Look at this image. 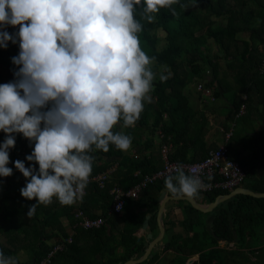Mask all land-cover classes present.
Returning a JSON list of instances; mask_svg holds the SVG:
<instances>
[{"label": "trees", "instance_id": "16d2710c", "mask_svg": "<svg viewBox=\"0 0 264 264\" xmlns=\"http://www.w3.org/2000/svg\"><path fill=\"white\" fill-rule=\"evenodd\" d=\"M173 8L175 14L168 9H161L151 22L142 18V8L137 13V19L143 24V31L139 34L141 47L150 57L156 58L151 66L156 79L150 93L151 103L145 102L144 111L135 127L124 129L133 138L132 146H139L140 132L149 131L153 134L161 130L163 142L173 143L176 148L170 156L171 161L195 163L205 159L211 149L217 150L219 146L206 147L203 133L207 126L198 130L194 125L200 115L192 108L190 99L184 93L189 84L204 82L206 87H216V98L224 95L233 102L235 108L232 118L241 116L242 107H248L255 89L258 97L264 99V74L259 72L264 55V0H179ZM5 30L15 35L19 26H8ZM159 31L165 33L163 40L158 36ZM19 51V42L9 41L7 48L0 47V84L16 79L14 72L18 71L19 66L12 62V58L18 56ZM207 71L211 75H207ZM169 72V78L161 82L160 75H168ZM210 76L212 78L208 79ZM260 102L263 100L260 99ZM244 111L246 113L247 110ZM206 123L207 119L204 125ZM190 132H194L198 139L189 135ZM15 137L16 145L10 149L11 162L8 165L13 169V174L0 177V236L4 238L0 242V250L6 256L15 257L18 264H37L47 257L56 244L71 234L62 226L58 228L57 234L54 235V229L51 230V236L47 234L50 222L53 219L58 222L63 217L57 213L41 215L37 208L32 217L23 216L24 209L20 208L25 207L29 211L33 204L32 200L23 196L18 204L16 193L21 195L20 189L26 186L27 180L19 175L15 161H26L11 156L19 145L27 146L31 142L22 134H15ZM5 138L6 134L0 132V143ZM230 140L229 149L232 144ZM197 144L205 146L199 156L202 158L198 160L199 157L194 153L193 160L189 161L186 148ZM90 154L95 157L91 176L119 162V168L106 189L94 185L87 189L102 199V216L112 227L108 228L106 224L99 230L75 231L73 243L58 253L51 264H119L140 255L143 245L138 242L135 232L143 224L147 209L157 203L158 195L166 188L165 180H162L143 193L151 190L152 197L128 200L122 215L109 216L108 211L113 204L110 189L113 185L118 184L124 189L133 187L144 176L159 170L163 160L154 156L131 159L114 145L110 146L108 152L93 150ZM230 157L247 171V180L252 179L254 182L251 187L245 186L246 182L242 185L254 192L264 193V175L261 178L254 175L255 164L249 166L250 159L246 157L240 159L231 153ZM27 163L33 165L32 162ZM118 171L121 172L120 177ZM137 172L140 174L137 175ZM229 193L215 191L208 194L207 198L213 202L218 196ZM67 207L71 214H67L66 218L73 225L75 206ZM131 207L140 208V211L130 214L128 210ZM204 214L191 205L187 206L185 220L181 223L185 232L173 233L166 240V250L173 251L177 256L169 264H186L189 257L197 254L200 255L199 260L193 264H264V246L260 244L264 238V198L237 195L208 213L210 219L207 223L200 219ZM52 237H56V240L50 243ZM80 237L83 244L80 243ZM221 241L226 243V247L233 243L235 249L221 248ZM22 253L30 256L29 262L21 260ZM158 259L159 255L155 254L142 264H156Z\"/></svg>", "mask_w": 264, "mask_h": 264}, {"label": "clouds", "instance_id": "9594fccd", "mask_svg": "<svg viewBox=\"0 0 264 264\" xmlns=\"http://www.w3.org/2000/svg\"><path fill=\"white\" fill-rule=\"evenodd\" d=\"M179 0H0V47L19 42L12 62L19 66L14 81L0 84V177H10V149L15 134L32 142L27 167L16 160L15 168L26 178L20 189L27 200L37 202L27 213L54 199L71 206L85 194L93 172V150L110 146L127 152L133 138L114 131L135 127L151 103L156 73L155 57L142 49L139 34L161 9ZM19 26L13 35L5 29ZM168 75L161 74L165 82ZM39 165L37 171L35 165ZM209 180L212 177H208ZM173 196L194 199L206 187L183 165L165 178ZM0 264H18L0 250Z\"/></svg>", "mask_w": 264, "mask_h": 264}, {"label": "crops", "instance_id": "0c3cea01", "mask_svg": "<svg viewBox=\"0 0 264 264\" xmlns=\"http://www.w3.org/2000/svg\"><path fill=\"white\" fill-rule=\"evenodd\" d=\"M233 75H235L233 72H231ZM210 78H212L210 76ZM208 77V79H210ZM198 83L193 82L187 86L190 87L187 92L184 93L185 95L190 99V103L192 108L198 112L200 115V118H198V121H194V125H196V128L199 130L202 126H207V129L203 133L204 143L206 144V147H209V145H218L221 146L225 143V133H228L232 131L234 133V136H232V144H230V153L237 157L242 159L243 157H246L250 159V162L248 163L249 166L255 164L254 175L257 178H261L264 175V99L262 96L258 97L256 94V89L252 93V100L249 101L248 107L245 109V111H241V116H236L232 118V114L234 111V104L233 102L225 97L224 95L216 98L214 102L208 101L202 93H200L197 90ZM217 86V85H216ZM216 88V87H215ZM186 89V88H185ZM215 96V94H214ZM246 99V96L244 97ZM260 99L263 100V102H260ZM247 103V102H246ZM259 103V105H258ZM263 103V105H262ZM259 108V110H257ZM167 117V116H165ZM208 120V123L204 125V122ZM118 131H122L125 133L124 127L120 124L116 127ZM195 129V128H194ZM197 129H195L197 131ZM195 131V132H196ZM237 131V134H236ZM140 140H139V146H132L127 152L124 151L125 157L128 158H135L138 159L139 157H150L154 156L156 158H160L163 160V157L161 155V147L163 144H169L172 145L171 154L170 156L176 151V148L173 146V143H164V137L162 135L163 132L161 130H158L155 133H150L149 131L139 133ZM189 135H193L192 137L197 138V135L194 132H190ZM188 137V136H187ZM198 139V138H197ZM137 140V138H136ZM231 141V140H230ZM208 145V146H207ZM18 146V144H17ZM34 145L32 142L27 145H19L18 150H15L14 154H12V158H24L26 162H29L26 160L27 155H30L33 151ZM229 148V147H228ZM205 150V146H202L201 144L194 145V147H187V159L189 161L193 160V156L195 153V156L199 157L203 151ZM215 149H211V151H214ZM210 151V152H211ZM254 156V157H253ZM253 157V158H252ZM199 157L198 160H200ZM201 161V160H200ZM25 162V163H26ZM164 162V161H163ZM163 162L161 161V166L163 165ZM198 162V161H197ZM33 163V162H32ZM191 163V162H189ZM28 164V163H27ZM118 164L119 168V162ZM36 164L35 166H37ZM245 170V169H244ZM246 171V170H245ZM120 171H118V175L120 177ZM247 173V171H246ZM251 180L252 179H248ZM247 178L245 182L248 181ZM243 188H246L242 186ZM249 189V188H248ZM163 192H167V199L169 200L170 196H173L166 188L161 191V193L158 195L157 203L153 204L147 209L145 219L148 217V223L144 225L145 219L143 224L137 228L135 232V236L138 238V242H141L143 245V251L140 255L135 256L136 258H140L144 252H145V244L151 243L154 239H156L159 236V226L157 222V214L159 211L160 204L158 202L159 197ZM18 198V204L20 205V200L22 195L16 193ZM153 196V191H149V193L142 194L140 199H148ZM200 204L202 205H208L211 202L208 201L207 195L199 194L197 198H195ZM149 203V201H147ZM32 204H35L36 201L32 200ZM150 204V203H149ZM191 205L189 202L185 200H169L166 204L165 212H164V226L166 228V235L164 238L163 245L156 246L155 248L158 249V251L155 254L159 255V259L156 264H161L162 262L165 264H169L170 260L175 256V253L171 250H166V240L167 238L173 234H183L185 232L184 227L181 223L184 222L186 217V210L187 206ZM75 210L74 212L79 208H84L86 211L85 213L90 217V215L100 216L102 215V208H103V201L102 199L97 196L94 192H88L83 196L81 201H77L75 204ZM37 208H39L40 214L47 216H51L54 214L62 215L58 222H55L53 219L50 222V227H48L47 234L51 236V230L54 229V235L58 233V228L62 226L66 230L69 235L71 234L73 225L71 224V221L67 214H71V212L68 210L69 208L65 205H61L58 201L54 199V202L51 205L44 206L39 205ZM23 211V216L25 217L28 213V208L26 210L25 207L20 208ZM83 210V209H82ZM140 211V208L137 207H131L128 210V213L132 214L133 212L137 213ZM73 212V214H74ZM124 212V211H123ZM90 214V215H89ZM20 215V214H19ZM201 219V218H200ZM210 219V218H209ZM74 224V223H73ZM108 224V228H111L112 226ZM52 225V227H51ZM54 226V227H53ZM153 235V237H152ZM152 237V238H151ZM49 238V237H48ZM4 240L3 237L0 236V242ZM54 240H56V237H52L50 240V243H53ZM80 243L83 244L80 237ZM224 242L221 241L220 245ZM23 256L26 257L27 262H29V255L22 253L21 259H23ZM199 254L193 255L189 257L186 261V264H190V261L193 260L195 263L199 260ZM25 260V259H24Z\"/></svg>", "mask_w": 264, "mask_h": 264}, {"label": "built area", "instance_id": "2783aa9c", "mask_svg": "<svg viewBox=\"0 0 264 264\" xmlns=\"http://www.w3.org/2000/svg\"><path fill=\"white\" fill-rule=\"evenodd\" d=\"M259 72L261 74H264V55L259 68ZM206 74L211 75V72L207 71ZM197 90L202 93V95L208 101L214 102L216 100L214 96V86L206 87L204 82H200L197 85ZM244 109L245 106L242 107V110ZM162 136L164 137V135ZM232 136V131L225 133V143L219 146L217 150L211 151L205 159L195 163L171 161L170 154L172 145L163 144V146L161 147V155L164 162L163 166L159 170L150 175L144 176L140 182L129 189H124L118 184L113 185V187L110 189V195L113 197V204L108 211V215H122L128 200H139L142 194L150 186H153L156 183L165 180L168 175H175V168L179 165H183L186 173L195 170V172L203 180L206 187L200 192V194L208 195L215 191L231 192L237 188L242 187V184L247 178V173L238 161L230 157L228 143ZM25 165L27 167L33 166L26 163ZM35 167L38 171L37 166ZM117 170L118 164L114 163L104 172L90 176L87 187L85 189V194L87 193L88 187L92 185L97 186L99 189H106L107 185L112 182V179ZM18 173L20 176L25 178L19 170ZM136 174L138 175L140 174V172H137ZM208 177H212V179L209 180ZM74 220L75 222L72 227L71 235L59 244H56L48 253L47 257L37 264H51L53 258L58 253L65 251L69 247V245L73 243L75 231L99 230L106 225V218L104 216L100 215L95 218H91L85 213L84 210L80 208L74 212Z\"/></svg>", "mask_w": 264, "mask_h": 264}, {"label": "water", "instance_id": "95a60500", "mask_svg": "<svg viewBox=\"0 0 264 264\" xmlns=\"http://www.w3.org/2000/svg\"><path fill=\"white\" fill-rule=\"evenodd\" d=\"M237 195H246V196H250L256 199H262L264 198V193H257L252 191L251 189L248 188H237L234 191H231L229 194H223L218 196L215 201L211 202L208 205H202L200 204L195 198L194 199H189V198H181V197H172L170 196L169 200H185L187 202H189L191 204V206L193 208H195L196 210L208 214L213 212L220 204L230 200L231 198H234ZM167 197V192H163L161 194V196L159 197V211L157 214V222H158V226H159V236L154 239L153 241H151V243H146L145 244V252L144 254L140 257V258H136L133 257L132 259L128 260L125 263H119V264H142L143 262L147 261L148 259H152L154 257V253H156L158 251L157 248H155L156 246L159 245H163L164 243V238L166 235V228L164 226V212H165V208H166V204L169 200H166ZM148 217L145 219L144 225H146L148 223ZM153 237V235H152ZM151 237V238H152ZM261 245H264V241L262 240L260 242ZM193 260L190 261V264H193Z\"/></svg>", "mask_w": 264, "mask_h": 264}, {"label": "rangeland", "instance_id": "374dc122", "mask_svg": "<svg viewBox=\"0 0 264 264\" xmlns=\"http://www.w3.org/2000/svg\"><path fill=\"white\" fill-rule=\"evenodd\" d=\"M158 36L161 37V39L163 40V39H164V36H165V33L162 32V31H159V32H158ZM213 50L215 51V47L213 48ZM209 78H210V77H209ZM189 88H190V87H188V88L185 89V93L187 92V90H188ZM236 134H237V131H236ZM253 183H254V182H251V180H248L246 183H244V185L247 186V187H251V186L253 185ZM242 186H243V185H242ZM200 217H201V220H202L203 223H207V220L209 219V217L207 216V214L201 215ZM261 241H262V240H261ZM261 241H260V242H261ZM263 241H264V238H263ZM223 242H224V241H223ZM225 245H226V243L224 242L223 244L220 245V247H221V248H225V247H226ZM263 246H264V245H263ZM226 249H229V250H230V249H235L234 244L232 243V244L228 245V246L226 247ZM21 257H22V256H21ZM21 257H20V258H21ZM26 257H27V256H26ZM26 257L23 256V259H21V260H24V259H25V260H24L25 263L27 262ZM252 259L255 260V258H252ZM161 264H165V263L162 262Z\"/></svg>", "mask_w": 264, "mask_h": 264}]
</instances>
